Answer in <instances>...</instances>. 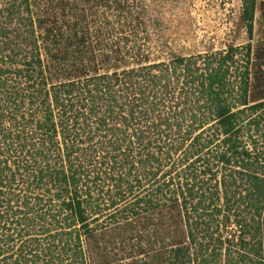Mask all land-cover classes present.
<instances>
[{"label":"trees","instance_id":"obj_1","mask_svg":"<svg viewBox=\"0 0 264 264\" xmlns=\"http://www.w3.org/2000/svg\"><path fill=\"white\" fill-rule=\"evenodd\" d=\"M82 1L0 0V264H110L140 225L142 264H264V43L156 61L135 0Z\"/></svg>","mask_w":264,"mask_h":264},{"label":"rangeland","instance_id":"obj_2","mask_svg":"<svg viewBox=\"0 0 264 264\" xmlns=\"http://www.w3.org/2000/svg\"><path fill=\"white\" fill-rule=\"evenodd\" d=\"M76 2L81 12L82 10L83 13L89 12L84 1ZM241 6V0H135L133 12L140 19L135 21V25L140 29L139 32L136 30V33L142 37L141 42L146 41L151 59L156 61H170L177 55L196 56L226 51L230 46L241 49L248 42H251L255 49L264 43L260 11L256 14L253 38L249 39L246 28L240 21ZM101 11L104 13L101 14ZM97 13L99 15L90 17H98L99 25H103L104 33L101 34V38L107 34L109 37L112 36L122 27L127 31H123L119 37L132 32L123 23H111L113 14L116 13L113 8L107 9L101 5ZM242 51L237 55L241 63L244 61L242 56L246 49L243 48ZM104 218L102 217L100 221ZM182 224L181 227L184 229L185 223ZM110 229L108 233L97 231V235L98 233L104 235L110 264H142V259H148L154 252L170 249L167 243L169 238L165 242L157 239L161 246L152 245L154 237L156 238L152 225L147 229L140 225L141 230L135 228L128 231L126 236H122L124 244L117 242V245L111 243V240L114 242L117 238L110 233ZM231 230H237L234 223ZM97 237L101 238L102 235L99 234ZM141 247H145L146 252L141 253Z\"/></svg>","mask_w":264,"mask_h":264}]
</instances>
